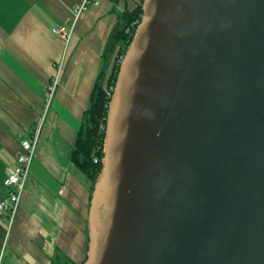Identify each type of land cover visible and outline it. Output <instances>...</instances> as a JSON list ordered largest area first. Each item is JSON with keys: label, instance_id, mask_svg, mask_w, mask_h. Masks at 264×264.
Wrapping results in <instances>:
<instances>
[{"label": "water", "instance_id": "obj_1", "mask_svg": "<svg viewBox=\"0 0 264 264\" xmlns=\"http://www.w3.org/2000/svg\"><path fill=\"white\" fill-rule=\"evenodd\" d=\"M82 264H264V0H143Z\"/></svg>", "mask_w": 264, "mask_h": 264}, {"label": "crops", "instance_id": "obj_2", "mask_svg": "<svg viewBox=\"0 0 264 264\" xmlns=\"http://www.w3.org/2000/svg\"><path fill=\"white\" fill-rule=\"evenodd\" d=\"M82 0H0V199L5 166L21 151L44 108V89L60 65L14 223L0 264H82L88 242L91 181L71 152L101 69L106 44L124 11L139 0H98L77 19L67 44L52 28Z\"/></svg>", "mask_w": 264, "mask_h": 264}, {"label": "trees", "instance_id": "obj_3", "mask_svg": "<svg viewBox=\"0 0 264 264\" xmlns=\"http://www.w3.org/2000/svg\"><path fill=\"white\" fill-rule=\"evenodd\" d=\"M142 1L121 15L122 22L106 44L101 69L84 110L71 152L73 163L88 177L92 185L101 169L106 118L120 59L132 40L142 15ZM95 159H97L95 161Z\"/></svg>", "mask_w": 264, "mask_h": 264}, {"label": "built area", "instance_id": "obj_4", "mask_svg": "<svg viewBox=\"0 0 264 264\" xmlns=\"http://www.w3.org/2000/svg\"><path fill=\"white\" fill-rule=\"evenodd\" d=\"M90 3L97 5L99 1L82 0L81 3L75 5L72 8V18L69 22L57 25L52 28V32L61 40H63L65 44H67L71 39L75 23L80 14L88 7ZM59 70L60 65H57V71L51 76L49 83L44 89L45 104L35 125L32 127L28 136L22 137L20 139L21 151L18 153L14 162L7 163L5 166V177L3 182L7 187V191L0 199V222L5 231V240L8 237L15 220V216L24 192V186L28 176L29 168L38 145L41 130L48 122L47 116L50 109V103L53 99L59 82ZM96 160L97 159H95V161Z\"/></svg>", "mask_w": 264, "mask_h": 264}, {"label": "bare ground", "instance_id": "obj_5", "mask_svg": "<svg viewBox=\"0 0 264 264\" xmlns=\"http://www.w3.org/2000/svg\"><path fill=\"white\" fill-rule=\"evenodd\" d=\"M114 88V87H113ZM113 92V91H112Z\"/></svg>", "mask_w": 264, "mask_h": 264}]
</instances>
